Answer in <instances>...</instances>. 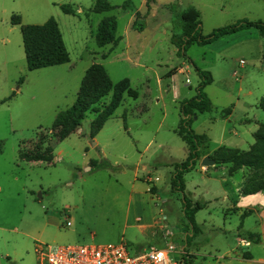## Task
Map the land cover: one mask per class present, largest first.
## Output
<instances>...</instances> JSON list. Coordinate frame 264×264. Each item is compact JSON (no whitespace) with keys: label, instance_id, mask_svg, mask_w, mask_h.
<instances>
[{"label":"rangeland","instance_id":"rangeland-1","mask_svg":"<svg viewBox=\"0 0 264 264\" xmlns=\"http://www.w3.org/2000/svg\"><path fill=\"white\" fill-rule=\"evenodd\" d=\"M94 1L0 0V264H37L35 249L44 245L123 241L129 253L138 252L162 247L164 231L195 264V257H206L193 253L194 243L229 242L231 236L224 239L215 227L224 222L225 229H233L238 218L225 208L252 170L242 167L229 176L227 164L205 165L200 157L183 174V194L205 202L194 215L202 234L183 246L181 194L169 183L172 164L187 154L174 131L179 103L196 94L193 65L208 71L212 80L202 91L213 108L190 122L208 139L202 152L223 145L247 150L257 122L264 121L254 103L264 96V38L254 28L241 29L207 44L192 42L180 54L170 36L180 32L178 13L187 6L199 12V32L205 35L240 19L264 21V0H106L112 8L98 13L90 11ZM61 4L74 13H63ZM12 14L21 24L52 17L68 62L27 70L19 25L9 23ZM105 16L114 17L120 39L97 46L93 34ZM93 63L102 66L111 83L127 79L136 96L124 94L93 137L89 123L95 113L89 110L58 140L60 128L51 126L54 116L75 100L84 71ZM109 98L110 91L93 107L102 109ZM226 107L230 115L225 117L221 111ZM47 147L50 160L18 157L19 151ZM94 160L104 166L95 168Z\"/></svg>","mask_w":264,"mask_h":264},{"label":"trees","instance_id":"trees-1","mask_svg":"<svg viewBox=\"0 0 264 264\" xmlns=\"http://www.w3.org/2000/svg\"><path fill=\"white\" fill-rule=\"evenodd\" d=\"M127 2H123L122 7H125ZM166 6L170 10L173 9L172 3ZM111 8L112 6L106 0H95L90 11L98 13ZM60 9L65 14L74 13V9L66 4H61ZM136 14L137 11H135ZM178 16L180 32L171 34L170 42L177 48L176 52L180 54H184L185 48L192 42L198 45L207 44L220 36L241 29L254 28L258 35L264 38V21L261 20L240 19L232 24L213 28L209 33L202 35L199 32V12L193 6L185 7L178 13ZM134 22L131 23L133 28ZM9 23L19 25L27 70L68 62V53L61 39V33L57 22L52 17L47 18L40 24H21L19 16L12 14L9 18ZM136 28L140 29V26ZM115 29L116 23L113 16L101 18L93 34L96 45L103 46L108 43L115 45L120 39L115 34ZM193 67L199 79L195 87L196 94L179 103L180 118L174 130L185 143L187 154L183 161L172 164L169 178L171 190L181 194L182 216L185 221L183 226V231L185 232L183 243H185V246L199 232V228L194 221V214L197 210L203 208L205 202L191 201L183 194V174L192 169L195 161L206 153L202 152V149L203 147L206 149L208 141L204 134H198L192 130L190 122L197 113L210 111L213 108L211 102L202 91L203 86L211 82V75L208 71L202 70L195 65ZM173 72L174 69H171L168 74L171 75ZM109 91V102L100 110L97 107H93V104ZM124 94L130 97L136 96L135 91L129 87L127 79L111 83L100 64H91L84 71L75 100L66 109L56 112L54 116L51 126L52 128H60L58 140L63 139L73 131L79 125L85 112L89 110L95 113L89 123V135L93 137L118 106ZM256 106L264 112V96L258 99ZM221 112L226 117L230 113V108L226 107ZM252 137L253 142L247 150L218 146L210 154L214 164H227V175H231L235 170L242 167L252 170L251 176L245 178L241 183L239 193L242 195L264 191V121L257 122V128L252 133ZM18 157L26 161H47L52 158V155L51 149L47 147L44 150L32 152L19 151ZM91 164L95 168L104 166L103 163H97L95 160L91 161ZM153 190V186L148 189L150 193H153ZM247 212L248 210L243 211L242 215ZM244 234L248 240L258 241L259 239L258 234L255 232L246 231ZM183 260L189 264L185 257Z\"/></svg>","mask_w":264,"mask_h":264},{"label":"crops","instance_id":"crops-1","mask_svg":"<svg viewBox=\"0 0 264 264\" xmlns=\"http://www.w3.org/2000/svg\"><path fill=\"white\" fill-rule=\"evenodd\" d=\"M171 77H173V75H170L169 78ZM257 101L258 100L256 99V102H254L255 106ZM248 106H251V104H248L246 107ZM232 107L234 109L236 107V103H234ZM246 120L249 119L246 118ZM256 128H257V124H256ZM256 128L254 129V131L256 130ZM95 144L96 143H94L93 145ZM145 147L143 149H145ZM226 147H230V146H226ZM231 148H235V147H231ZM213 150H209V152H206L203 156L211 154ZM203 156H201V158ZM37 161H31V162H37ZM238 170H241V168L235 170L233 173H235ZM240 186L238 188L236 187V191H237L235 196L236 198L234 199L232 198L231 201H228V207L225 208V209H229L227 213H231L235 215V217L238 218V221L234 223V227L231 230H227L224 228V222L220 223V225L215 227L219 229V233H221L220 235H222L224 239L227 238V235L231 236L228 239L229 242L224 243V245L222 246L217 245L212 240L211 241L208 240L207 242L204 243H194L193 245L195 246L191 248L193 253L199 256L204 255L206 258L198 259L195 257L193 259V263L198 262V264H208L209 262L207 261V258H209L213 260L212 264H264V191L242 195L239 193ZM221 190H222V196L225 197L227 200L229 193L227 192V190L223 188ZM246 210H248V212L242 215L243 211ZM248 218H251L250 221L247 220ZM144 224L151 225L152 222L151 223L144 222ZM197 226L200 230L198 233L202 234L201 228L199 227L198 224ZM246 231L257 233L259 237L258 241L248 240L244 234ZM182 234L185 235V232L183 231ZM161 242L162 240L160 239V243ZM183 246H185V243H183Z\"/></svg>","mask_w":264,"mask_h":264},{"label":"built area","instance_id":"built-area-1","mask_svg":"<svg viewBox=\"0 0 264 264\" xmlns=\"http://www.w3.org/2000/svg\"><path fill=\"white\" fill-rule=\"evenodd\" d=\"M242 60L238 61V64ZM164 245L139 248L129 253L123 241L105 244L44 245L36 248L38 264H187L183 249L170 240V231H164Z\"/></svg>","mask_w":264,"mask_h":264},{"label":"water","instance_id":"water-1","mask_svg":"<svg viewBox=\"0 0 264 264\" xmlns=\"http://www.w3.org/2000/svg\"><path fill=\"white\" fill-rule=\"evenodd\" d=\"M94 143H92L93 145ZM200 163L202 164H205V165H210V164H214V160L207 157V156H203L201 159H200Z\"/></svg>","mask_w":264,"mask_h":264}]
</instances>
